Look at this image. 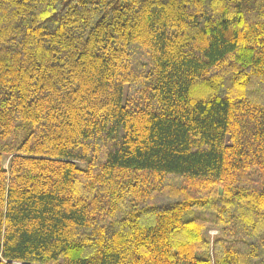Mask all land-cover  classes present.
Instances as JSON below:
<instances>
[{
	"label": "trees",
	"instance_id": "16d2710c",
	"mask_svg": "<svg viewBox=\"0 0 264 264\" xmlns=\"http://www.w3.org/2000/svg\"><path fill=\"white\" fill-rule=\"evenodd\" d=\"M0 264H264V0H0Z\"/></svg>",
	"mask_w": 264,
	"mask_h": 264
},
{
	"label": "rangeland",
	"instance_id": "374dc122",
	"mask_svg": "<svg viewBox=\"0 0 264 264\" xmlns=\"http://www.w3.org/2000/svg\"><path fill=\"white\" fill-rule=\"evenodd\" d=\"M210 235H211V237H214V236L217 235V232L216 231H212Z\"/></svg>",
	"mask_w": 264,
	"mask_h": 264
}]
</instances>
